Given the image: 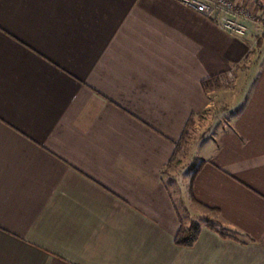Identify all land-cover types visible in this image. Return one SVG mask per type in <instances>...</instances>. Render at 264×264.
I'll use <instances>...</instances> for the list:
<instances>
[{"label": "crops", "instance_id": "crops-1", "mask_svg": "<svg viewBox=\"0 0 264 264\" xmlns=\"http://www.w3.org/2000/svg\"><path fill=\"white\" fill-rule=\"evenodd\" d=\"M230 1L243 38L175 0H0V264H264V0ZM248 75L191 185L218 226L178 245L165 170L204 80Z\"/></svg>", "mask_w": 264, "mask_h": 264}, {"label": "rangeland", "instance_id": "rangeland-1", "mask_svg": "<svg viewBox=\"0 0 264 264\" xmlns=\"http://www.w3.org/2000/svg\"><path fill=\"white\" fill-rule=\"evenodd\" d=\"M244 9L257 18L254 8ZM253 81V76L248 75L241 82V86L237 85L233 78L218 79L213 82V87L208 89L210 108L203 115L192 120V124L184 134L176 159L165 170L164 179L170 188L178 214L184 221V226L181 227L183 229L188 227L191 221L197 223L199 228L200 224L205 222L218 226L214 214L198 207L190 197V179L193 171L202 163L199 157L203 155L207 146L211 145L208 141L230 127ZM181 195L185 202L181 199Z\"/></svg>", "mask_w": 264, "mask_h": 264}, {"label": "built area", "instance_id": "built-area-1", "mask_svg": "<svg viewBox=\"0 0 264 264\" xmlns=\"http://www.w3.org/2000/svg\"><path fill=\"white\" fill-rule=\"evenodd\" d=\"M203 17L217 12V24L221 29L239 38L249 32L248 23L256 17L244 8H238L230 0H175Z\"/></svg>", "mask_w": 264, "mask_h": 264}, {"label": "trees", "instance_id": "trees-1", "mask_svg": "<svg viewBox=\"0 0 264 264\" xmlns=\"http://www.w3.org/2000/svg\"><path fill=\"white\" fill-rule=\"evenodd\" d=\"M214 81H215L214 79H206V80H204V82H203L204 90L212 88ZM192 122H193L192 120L189 121L187 128L192 124ZM201 164L193 171L191 179H190L189 193H190V197L191 198H192L191 185H192V182H193V180H194V178H195V176H196ZM198 230H199L198 224L191 221L188 227H186L184 229L181 228L179 230V232H178V234L176 236V243L178 245H182V246H190V245H192L197 239Z\"/></svg>", "mask_w": 264, "mask_h": 264}]
</instances>
